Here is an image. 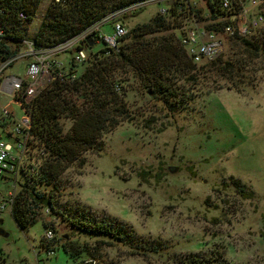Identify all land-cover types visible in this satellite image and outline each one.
I'll return each instance as SVG.
<instances>
[{
    "label": "rangeland",
    "instance_id": "1",
    "mask_svg": "<svg viewBox=\"0 0 264 264\" xmlns=\"http://www.w3.org/2000/svg\"><path fill=\"white\" fill-rule=\"evenodd\" d=\"M51 4L41 1L27 25L28 35L37 31ZM172 5L149 0L100 25L109 32V24L120 22L128 33ZM196 7L205 9L197 0ZM224 43L219 56L245 62L244 73L233 82L213 73L203 75L188 109L172 115L130 74L117 71L116 78L126 80L124 99L135 122L103 135V150L85 153L84 165L69 167L57 182L65 217L109 221L126 234L125 242L80 233L69 220L49 214L21 231L4 211L0 259L9 264H74L64 247L78 260L90 252L98 264H185L192 257L206 264H264V57L231 39L224 38ZM93 46L94 52L104 48L95 42ZM57 57L68 63L70 54ZM25 64L16 62L5 73L23 76ZM83 69L79 66L75 73ZM10 100L1 95L2 104ZM13 108L18 120L22 112L17 105ZM149 119L155 122L146 129ZM61 123L66 132L70 121ZM12 129L13 124L2 125L0 117V138L13 143L7 133ZM22 181L19 175L17 182ZM235 181L253 198L243 199ZM13 185L17 192L15 181H0V198ZM47 228L54 231L51 243L44 239ZM51 249L53 255L48 254Z\"/></svg>",
    "mask_w": 264,
    "mask_h": 264
},
{
    "label": "trees",
    "instance_id": "2",
    "mask_svg": "<svg viewBox=\"0 0 264 264\" xmlns=\"http://www.w3.org/2000/svg\"><path fill=\"white\" fill-rule=\"evenodd\" d=\"M41 1L0 0L1 58L17 55L24 48V41H31L40 49L57 46L109 17L112 19L117 13L144 5L149 0H52L37 31L28 35L27 25L34 21ZM219 3L220 0H213L207 4L211 16L200 19L206 29L218 30L227 24L212 22L224 16ZM179 6L175 3L167 8L165 14L157 13L149 23L135 26L114 49L104 45L102 50L94 52V46L88 45L86 61L78 66L70 60L66 64L68 75L75 73L77 67L84 66L81 73L73 80L56 79L35 98L30 106V132L33 148L41 163L33 176L23 177V181L18 182L19 190L10 212L21 231L40 221L47 209L50 216L58 215L69 220L71 227L80 233L126 241V234L109 221H90L83 217L68 219L57 200L61 192L57 182L61 175L71 166L84 165L85 153L101 152L103 135L122 123L135 122V115L124 99L126 80H118L115 76L117 71L130 74L171 115L188 109L195 97L192 90L203 75L213 73L233 82L244 73L246 65L242 60L231 61L218 56L208 63L193 62L180 41L179 30L185 10L178 12ZM262 14L264 16V11ZM109 25L112 28V23ZM255 33L249 37L254 38L252 42L249 38L228 39L241 43L256 56L264 57V26ZM62 120L71 123L66 132L63 131ZM154 122V119L146 120L144 128H151ZM235 189L243 199L253 198V193L246 191L239 181H235ZM52 241L54 239L47 242ZM62 249L74 264H98L90 252L85 259L78 260L66 248ZM52 251L54 249L48 253ZM87 251L88 247H85L82 252ZM0 264L9 263L0 259ZM185 264L206 263L192 257Z\"/></svg>",
    "mask_w": 264,
    "mask_h": 264
},
{
    "label": "built area",
    "instance_id": "3",
    "mask_svg": "<svg viewBox=\"0 0 264 264\" xmlns=\"http://www.w3.org/2000/svg\"><path fill=\"white\" fill-rule=\"evenodd\" d=\"M163 1H167L168 4H179L178 12L182 13L185 10L183 24L179 30L180 41L187 55L197 64H202L206 62L205 60L208 62L215 60L225 44L224 38H248L264 24L262 14L264 0H220L219 8L224 16L212 22L227 24L222 25L218 30L206 29L204 22L200 21L202 18H210L211 13L207 4L208 2L213 3V0H197L205 5L203 11L196 7V0L194 3H191V0ZM169 7L162 8L160 13L165 14ZM133 8L135 7L129 9ZM197 11L200 13H195ZM102 26L95 25L78 36L51 48H36L31 41H24V48L17 55L5 59L0 55V117L2 125L13 124V129L7 130L13 143L0 138V181L13 180L19 185L17 182L19 175L22 177L33 176L40 166L41 159L37 156L32 145L34 140L30 132V106L35 98L56 79L73 80L77 76L74 72L68 75L65 72L67 63L58 61L57 56L69 53V60L78 66L88 58L89 40L93 39L95 44H102L114 49L127 34L120 22H113L109 32H103ZM92 36L94 37L92 38ZM24 60L26 64L23 76L5 73L13 64ZM2 94L11 98L7 104H2ZM13 105H17L22 112V116L18 120H16ZM15 190L13 185V189L0 198V213L11 212L18 192ZM48 214L47 209L42 213V215ZM54 238L52 228H47L44 239L51 241ZM48 254L53 255L54 252Z\"/></svg>",
    "mask_w": 264,
    "mask_h": 264
},
{
    "label": "water",
    "instance_id": "4",
    "mask_svg": "<svg viewBox=\"0 0 264 264\" xmlns=\"http://www.w3.org/2000/svg\"><path fill=\"white\" fill-rule=\"evenodd\" d=\"M93 37H94V36H92V38H93ZM93 44H94V41H93V40H89V45H90V46H93ZM169 171H170V172H173L174 169H173V168H170Z\"/></svg>",
    "mask_w": 264,
    "mask_h": 264
}]
</instances>
